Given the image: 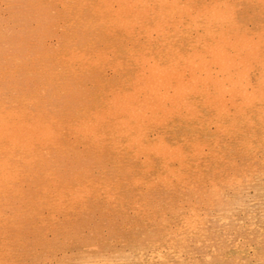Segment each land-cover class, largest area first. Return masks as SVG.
<instances>
[{
    "label": "rangeland",
    "instance_id": "obj_1",
    "mask_svg": "<svg viewBox=\"0 0 264 264\" xmlns=\"http://www.w3.org/2000/svg\"><path fill=\"white\" fill-rule=\"evenodd\" d=\"M0 264H264V0H0Z\"/></svg>",
    "mask_w": 264,
    "mask_h": 264
},
{
    "label": "bare ground",
    "instance_id": "obj_2",
    "mask_svg": "<svg viewBox=\"0 0 264 264\" xmlns=\"http://www.w3.org/2000/svg\"><path fill=\"white\" fill-rule=\"evenodd\" d=\"M167 2V1H166ZM212 11V10H211ZM136 15V14H135ZM177 17V16H176ZM223 18V17H222ZM137 24V23H136ZM130 25V24H129ZM229 44V43H228ZM77 52V51H76ZM199 54V53H198ZM216 54V53H215ZM187 61V60H186ZM201 62V61H200ZM166 66V65H165ZM212 72V71H211ZM30 73V72H29ZM177 74V73H176ZM178 75V74H177ZM141 88V87H140ZM184 89V88H183ZM139 91V90H138ZM185 91V90H184ZM162 93V92H161ZM202 93V92H201ZM176 95V94H175ZM161 96V95H160ZM144 103V102H143ZM137 104V103H136ZM139 108V107H138ZM158 109V108H157ZM130 112V111H129ZM39 116V115H38ZM5 125V124H4ZM22 125V124H21ZM134 127V126H133ZM34 128V127H33ZM88 129V128H87ZM5 133V132H4ZM126 134V133H125ZM89 136V135H88ZM26 137V136H25ZM45 138V137H44ZM18 142V141H17ZM44 142V141H43ZM13 145V144H12ZM31 146V145H30ZM24 148V147H23ZM13 149V148H12ZM28 150V149H27ZM41 155V154H40ZM147 160V159H146ZM40 182V181H39ZM74 195V194H73Z\"/></svg>",
    "mask_w": 264,
    "mask_h": 264
}]
</instances>
